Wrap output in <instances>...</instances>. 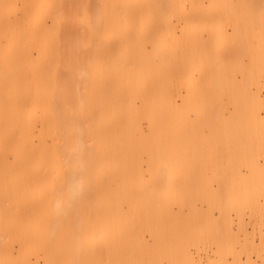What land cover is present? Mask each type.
<instances>
[{
  "label": "bare ground",
  "instance_id": "1",
  "mask_svg": "<svg viewBox=\"0 0 264 264\" xmlns=\"http://www.w3.org/2000/svg\"><path fill=\"white\" fill-rule=\"evenodd\" d=\"M0 264H264V0H0Z\"/></svg>",
  "mask_w": 264,
  "mask_h": 264
}]
</instances>
